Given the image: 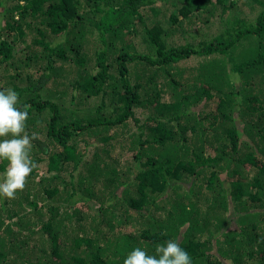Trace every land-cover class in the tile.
<instances>
[{"label": "trees", "instance_id": "1", "mask_svg": "<svg viewBox=\"0 0 264 264\" xmlns=\"http://www.w3.org/2000/svg\"><path fill=\"white\" fill-rule=\"evenodd\" d=\"M6 88L38 167L0 264H264V0H0Z\"/></svg>", "mask_w": 264, "mask_h": 264}, {"label": "clouds", "instance_id": "2", "mask_svg": "<svg viewBox=\"0 0 264 264\" xmlns=\"http://www.w3.org/2000/svg\"><path fill=\"white\" fill-rule=\"evenodd\" d=\"M28 105H21L19 94L12 88L0 91V160L8 162L4 180L0 182V196L15 199L25 188L26 180L38 165L32 159L31 143L36 134L26 131ZM123 264H192L190 255L178 240L155 246V255L136 247L127 254Z\"/></svg>", "mask_w": 264, "mask_h": 264}, {"label": "rangeland", "instance_id": "3", "mask_svg": "<svg viewBox=\"0 0 264 264\" xmlns=\"http://www.w3.org/2000/svg\"><path fill=\"white\" fill-rule=\"evenodd\" d=\"M196 61H193V59H190V60H186L184 61V64H190V65H193L195 64ZM71 69L72 67L71 66H66V65H60L58 64L57 67H56V70H55V74L58 78L59 81H62V82H65L67 80V78L69 77V74L71 73ZM52 90V89H51ZM46 96H44L43 98L45 99ZM50 100H52L53 102H56L55 98L52 97L50 98ZM40 137V136H39ZM5 161V164H6V168H7V164L8 162L6 160ZM6 169L4 171H0V182H3L4 180V173H5ZM227 185V183H226ZM1 202H2V199L0 197V205H1ZM25 210L26 212H30L31 211V208H29L28 206H25ZM233 207L232 205L229 206V210L227 211V216L228 217H231L233 214H236L235 212H233ZM33 213V211L31 212ZM233 217V216H232Z\"/></svg>", "mask_w": 264, "mask_h": 264}]
</instances>
